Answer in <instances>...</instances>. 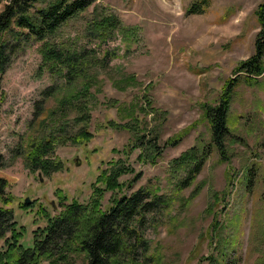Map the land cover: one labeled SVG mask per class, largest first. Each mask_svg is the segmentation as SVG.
Listing matches in <instances>:
<instances>
[{
    "label": "rangeland",
    "instance_id": "1",
    "mask_svg": "<svg viewBox=\"0 0 264 264\" xmlns=\"http://www.w3.org/2000/svg\"><path fill=\"white\" fill-rule=\"evenodd\" d=\"M194 1L97 0L124 26L135 29L95 37L87 29L90 5L54 34L59 44L83 48L91 57L92 95L82 97L89 98L87 126L93 133L86 143L62 142L80 127L73 120L77 111L74 102L58 101V95L49 92L67 83L65 72L48 71L42 65L38 42L22 45L4 65L0 175L8 180L6 192L15 196L14 218L26 228L24 245L31 244L32 230L46 223L37 211L40 204L56 213L60 207L57 189L69 199L87 201L95 175L105 166L102 162L121 158L136 172L121 175V180H131V187L123 191L158 186L170 197V209L149 210L141 226L143 237L161 251V264L264 262V71L250 81L244 78L245 71L235 69L254 52L261 27L256 8L263 0H205L199 3L201 10L190 11ZM3 3L0 0V9ZM132 74L136 82L126 85L121 79ZM230 77L240 81L231 96L229 134L221 155L211 144L201 103L216 104ZM143 93L150 105L144 104ZM114 99L118 104H138L141 99L146 106L138 109L142 120L119 112ZM48 108L55 112L41 123ZM109 120L138 127L113 126ZM51 131L59 139L53 155L63 161V167L46 175L29 169L19 150L29 136ZM142 132L144 136L136 140ZM152 137L161 153L153 162L146 156L140 159L146 139ZM172 139L179 140L169 142ZM192 146L210 151L193 181L180 186L184 173L174 171L172 159ZM119 194L106 191L102 207ZM25 197L33 201L27 210L18 203Z\"/></svg>",
    "mask_w": 264,
    "mask_h": 264
},
{
    "label": "trees",
    "instance_id": "2",
    "mask_svg": "<svg viewBox=\"0 0 264 264\" xmlns=\"http://www.w3.org/2000/svg\"><path fill=\"white\" fill-rule=\"evenodd\" d=\"M96 1L4 0L0 9V73L16 50L24 44L34 42L39 43L41 63L48 71L63 69L65 72L67 83L54 87L49 92L57 94L58 101H69L71 105L74 102L77 114L73 120L79 123L80 127L71 136L63 137L62 142L69 140L73 144H82L93 137L87 126L91 118L86 101L89 98L82 97L92 95L90 88L94 74L89 70L91 57L88 52L83 48L59 44L54 40V34L62 24L90 5H93V9L87 29L95 37L104 38L116 30L129 33L135 29V26H124L116 14ZM204 1L195 0L188 9L201 10L198 6ZM256 13L261 27L255 39L254 52L240 60L235 68L245 71L244 78L250 81L255 80L256 76L264 71V0L258 4ZM121 80L126 85L136 82L134 74ZM239 81L238 78H228L222 86L216 104L201 103L210 127L211 144L221 155L225 152V138L229 134L227 116L231 96ZM142 96L144 104L150 105L146 93ZM139 101L138 104H118L117 99H114L112 103L119 112L130 115L133 120H140L142 115L138 113V109H145L146 106L141 103V99ZM38 109L43 110L44 107L38 105ZM50 109L48 108L40 119L41 123L46 122L49 113L55 112ZM108 123L126 128L129 126L134 130L138 127L133 122L128 123L129 125H119L109 120ZM143 134L145 132L140 133L136 140H141ZM154 138L146 139L145 150L138 155L140 159L146 156L153 162L161 153V148L153 141ZM178 140L172 139L169 142L175 143ZM56 142H59L58 135L52 131L40 137L31 135L25 145H21L19 154L29 169H38L41 173L49 175L63 167V161L53 155ZM126 151L128 154L130 148ZM209 151L210 149L199 151L192 146L172 159L174 171L183 170L184 173L179 181L180 186H187L193 181L205 163V154ZM145 153L147 155H144ZM104 163L105 166L99 168L91 183L87 201H80L75 197L69 199L57 189L60 207L56 213L52 214L45 206L39 205L37 211L41 212L46 223L32 230L29 245L22 242L25 226L14 218L11 203L15 196L6 192L8 180L0 175V264H161V251L143 237L141 226L149 210L156 208L168 211L171 206L170 197L160 192L158 186H139L126 193L123 189L131 187V180L125 182L120 177L135 172L134 167L121 158L109 159L102 162ZM106 191H119L120 194L112 196V203L103 208L101 202ZM214 196H217L216 192ZM18 203L24 210L33 205V201L26 203L25 199Z\"/></svg>",
    "mask_w": 264,
    "mask_h": 264
},
{
    "label": "water",
    "instance_id": "3",
    "mask_svg": "<svg viewBox=\"0 0 264 264\" xmlns=\"http://www.w3.org/2000/svg\"><path fill=\"white\" fill-rule=\"evenodd\" d=\"M24 199H25L26 203H29V197H25Z\"/></svg>",
    "mask_w": 264,
    "mask_h": 264
}]
</instances>
